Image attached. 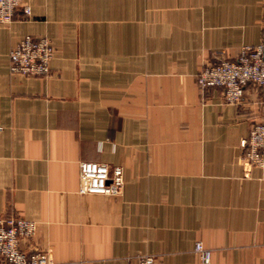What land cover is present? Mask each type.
<instances>
[{"label":"crops","instance_id":"0c3cea01","mask_svg":"<svg viewBox=\"0 0 264 264\" xmlns=\"http://www.w3.org/2000/svg\"><path fill=\"white\" fill-rule=\"evenodd\" d=\"M0 25V217L52 264H264V168L241 160L261 90L237 104L199 70L264 45V0H23ZM25 36L49 75L9 72ZM119 166L121 196L80 195L79 163Z\"/></svg>","mask_w":264,"mask_h":264},{"label":"built area","instance_id":"2783aa9c","mask_svg":"<svg viewBox=\"0 0 264 264\" xmlns=\"http://www.w3.org/2000/svg\"><path fill=\"white\" fill-rule=\"evenodd\" d=\"M22 3L23 0H0V25L10 23L18 8L29 15V7ZM53 55L54 48L47 38L25 36L8 54L9 72L22 76H48ZM196 83L200 90L221 88L224 101L231 104L241 100L246 84H254L260 88L264 100V45L243 46L234 61L223 60L203 66L196 76ZM240 147L244 150L242 161L264 168V124H253ZM123 189L121 167L92 161L79 163L78 194L118 197ZM36 230V222L21 216L0 217V264H52L48 252L34 249L25 253L20 247L21 241L31 239ZM193 252L201 264H210L211 251L201 242H195ZM138 264H155V260L153 256H140Z\"/></svg>","mask_w":264,"mask_h":264}]
</instances>
